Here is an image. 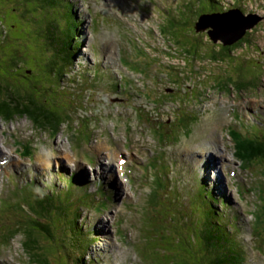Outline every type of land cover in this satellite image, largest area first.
Masks as SVG:
<instances>
[{"label":"rangeland","instance_id":"rangeland-1","mask_svg":"<svg viewBox=\"0 0 264 264\" xmlns=\"http://www.w3.org/2000/svg\"><path fill=\"white\" fill-rule=\"evenodd\" d=\"M44 2L2 1L3 14L8 18L1 15L9 25V37L4 42L0 39V82L4 78L17 82L23 94L21 100L31 101L49 116L38 119L30 113H19L8 118L0 114V198L16 207L19 194L29 195L25 183L29 185L31 180L37 194H42L35 199L21 197L19 206L24 209L17 207L19 216L13 213L7 218L8 203L0 207V259L10 264H34L24 248L27 237L18 234L9 241L8 230L19 224L24 229L35 225L38 214L32 208L37 209L41 199L56 209L49 202L55 203L60 192V198L68 197L61 219L68 216L73 220L80 214L77 225L81 230L77 233L73 221L63 226L65 229L61 226V235L64 232L68 237L64 247L59 240L51 244L41 236L39 250L45 251L52 264H60L61 259L65 263L67 253L60 256V250L66 247L84 254V264L93 258V264H214L212 260L220 255L218 252L231 258L227 254L231 249H235L233 264H237L236 256L239 264H264V162H251L253 155L245 162L238 160L227 132L236 129L256 137L255 133L263 129L259 124L264 122V0H223L218 6L222 9L235 2L233 6L242 8L244 13L241 12L248 16L243 23L253 21L251 15L260 17L247 29L246 44L233 48L230 54L219 51L220 62L207 56L216 53L221 44L205 41L210 38L208 30L197 33L194 29L193 34L199 36H190L191 21L209 9L207 0H191L188 5V0ZM59 9L67 11L63 23L71 22L70 34L80 47L64 75L60 61L51 70L48 47L39 38L49 17L63 21L57 14ZM186 20L187 24L182 25ZM200 37H204V43L197 48L194 40ZM19 64L29 65L23 66L26 71L22 74ZM123 74L127 79L122 81ZM11 82L1 84V98L10 97L5 91L14 90ZM240 110L246 114L257 111L249 121ZM163 135L166 137L160 141ZM28 144H32L34 152L31 157L23 153ZM108 148L116 154L109 153ZM196 151L199 159L195 161ZM121 155L132 168V180L130 184L122 183V187L114 175L119 183L115 190L123 194L117 202L95 191L102 176L105 185L110 183L105 171L110 166L117 167ZM155 155L164 165L154 162ZM6 158L10 164H2ZM203 162L206 166L212 162L211 167H216L210 174L216 173L220 191L214 195L228 200L233 207L209 219L204 190L201 196L198 188L201 182L209 184L210 179L206 175L210 167L199 165ZM156 168L160 171L154 175ZM159 175L175 185L180 198L183 191L194 213L187 204L178 210L180 202H186H179L176 191L167 187ZM155 176L156 183L162 182L160 188L170 190L167 195L166 190L157 188V193L154 189ZM69 177H74L77 189L75 183L69 184ZM211 184L219 190L216 182ZM241 184H251V192L244 194L241 190L238 196ZM13 185L23 188L14 192ZM49 189L55 193L53 201L48 202L42 197L52 195ZM226 190L251 208L249 213L262 237L257 248V237L247 227L250 216L241 215L240 207L244 205L238 206ZM162 194L170 202L175 199L171 207L177 215L189 216L192 221L183 223ZM77 199L84 204L82 207ZM34 200L37 204L31 205ZM160 201L167 205L168 214ZM205 241L214 252L207 253ZM134 250L138 257L133 255ZM221 257L228 260L223 254Z\"/></svg>","mask_w":264,"mask_h":264},{"label":"trees","instance_id":"trees-1","mask_svg":"<svg viewBox=\"0 0 264 264\" xmlns=\"http://www.w3.org/2000/svg\"><path fill=\"white\" fill-rule=\"evenodd\" d=\"M2 1L0 0V39L4 42L6 38L9 37V25H6L4 23V20L2 19V15L3 14V7H2ZM7 2H11L12 4L16 1V0H6ZM41 2H48L50 3L51 0H40ZM208 1V7L209 9L206 10L205 12H214V11H219V10H224L225 8H227L228 6L224 7L222 9H219L218 6L221 5V2H223V0H207ZM225 1V0H224ZM45 3V2H44ZM190 3V2H189ZM188 3V4H189ZM235 3V2H234ZM234 3L232 5H234ZM187 4V5H188ZM197 8H199L197 6ZM50 14V12H49ZM48 14V15H49ZM4 16V14H3ZM5 17V16H4ZM8 18L7 16L5 17V19ZM196 18L197 16H195V19L192 20L191 22L193 23V29H191L190 31H192V35L190 36H199L193 34L194 31V24L196 23ZM48 22V21H47ZM68 22V20H67ZM179 21L177 20V23ZM187 24V20L186 23H183L182 25H186ZM6 27V28H4ZM177 28V24L176 27ZM72 26H67L66 25L63 28H60L59 25L57 24V22L55 20H52L51 23L47 24V28H44L43 32H40V41H42L43 45H45V47H48V55L51 56V60L49 62V64L51 65V70L53 69L52 67L57 64V62L60 61L61 63V75L66 74L65 72V68L67 65H70L71 59H73L74 54H75V50L74 47H77V45L73 46V38L71 39V35L70 32L72 31ZM196 32V31H195ZM246 34L239 38L237 41L231 43V44H222L219 46V49L217 50L216 53H214L213 55L210 54L207 55L208 58L210 59H214L217 61H221L219 58H217V56H219L221 53H219V51H225V53H230L233 48H237V46L241 45L242 43H244L243 40H245L246 38ZM43 36V37H42ZM204 37H200L198 40H194V44L197 45V48L199 46H201L202 43H204L203 40ZM210 40L209 38H206L205 41ZM211 41V40H210ZM223 46V47H222ZM221 49V50H220ZM17 53H21L23 52L22 50L20 52L15 51ZM212 53V52H211ZM206 55V54H205ZM46 56V55H45ZM62 59V60H61ZM7 61H9V58H7ZM15 65V64H14ZM24 67H28L26 64H19V66H17L18 68H22L20 74L24 73L23 71H26V69H23ZM16 67V65H15ZM31 69V68H30ZM25 76H27L26 74H24ZM29 77V75L27 76ZM11 78H4L1 82H0V87H2V85H5L6 81H10ZM13 83L14 90H9V91H5L8 94V96H10L9 98L5 99V98H1L0 96V114L1 115H6L8 118H11L15 115H18L19 113H30L32 115H34L36 118L38 119H42V117H46L49 116V114L45 111L42 110V108L40 109V107H34V104L31 101L28 102H23L20 98L22 97V93L19 92L17 86V82ZM2 84V85H1ZM22 94V95H21ZM15 98L17 100H15ZM35 113L40 114L41 113V117H37ZM47 119V118H45ZM42 125V124H41ZM246 150H249L248 153H246ZM240 153L244 156V157H248V156H252L254 154H260L264 156V143L262 142H256V141H245L241 144L240 146ZM200 191H202V189L199 188ZM59 196H61L62 194L58 193ZM39 197V196H38ZM42 198H45L46 201H50L52 200L50 196H44ZM61 199V198H60ZM53 201V200H52ZM76 202H79V200H77ZM50 205H55L56 209H51L45 202H40V204L36 205L37 209L32 208V206L30 205V209L32 208L34 212H36L38 215L36 217L35 220V225H33L30 228H25L24 226H19L16 225L12 228H9V235H7V240H11L13 237H15L18 234H21L22 236L24 235L26 238L25 241H23L24 244V248L26 249L27 253L29 254V258L31 260L32 263L35 264H52L49 262V258L46 256L45 251L42 252L40 251V239L41 236L44 235L45 237H47L48 240H51L50 243L53 244L54 242H56L57 240H59L60 242H62V246L64 247V243L65 240L68 239V237L66 236V234H64V232H62L61 235V226L63 228V226H67V224H70L71 221H73L76 224V231L77 233L80 232L81 228L78 227L77 221L78 217H80V214H76L74 216V219L71 220L69 219L68 216H65L64 218L61 219V217H63V209L62 206H66V202L65 201H61L57 198V200L55 201V203H51L49 202ZM17 209V206L15 207V205H11V207L8 206V209H10L9 213H12L14 211V208ZM22 207V206H20ZM7 209V210H8ZM24 209V208H22ZM209 212V211H208ZM208 212L206 211V215L208 214ZM212 213H214L211 210ZM9 213L7 215H9ZM19 216V213L17 211L16 213ZM209 217H211L210 215L207 217L209 219ZM40 219V221H39ZM62 221V222H61ZM205 223V222H204ZM65 229V228H63ZM72 232L74 231V228L71 229ZM64 235V236H63ZM65 237V238H64ZM8 241V242H9ZM7 241H5L4 243L7 244ZM205 248L207 250V253H211L214 252L215 250L211 247L210 243L205 241ZM48 246V245H47ZM72 247H75V244H71ZM88 243L87 245L84 247L85 251L87 249ZM48 249H52V246H48ZM51 247V248H50ZM234 251L235 249H231L230 253H227L229 256L232 257V255H234ZM67 253V256H65V263L63 261V259H61L60 264H84V254L83 256L78 255L75 253V250L69 249L68 247H66L64 250H60V256L63 254ZM217 254H220L219 256H215L214 259L212 260V262H214V264H222L221 263V255L223 254L226 258H228L227 262L224 264H233V261H231L232 259L229 258L225 252H218ZM241 253L239 254L240 257ZM237 258V256H236ZM235 258V263H238V261ZM91 259L87 260L88 263H91ZM225 261V260H223ZM0 264H9L8 261L6 260H0Z\"/></svg>","mask_w":264,"mask_h":264},{"label":"water","instance_id":"water-1","mask_svg":"<svg viewBox=\"0 0 264 264\" xmlns=\"http://www.w3.org/2000/svg\"><path fill=\"white\" fill-rule=\"evenodd\" d=\"M253 21L243 23L245 16L241 10L233 9L226 13H203L195 24L197 31L209 29V35L214 42L221 41L223 44H231L243 37L248 28L252 27L259 16H250Z\"/></svg>","mask_w":264,"mask_h":264},{"label":"bare ground","instance_id":"bare-ground-1","mask_svg":"<svg viewBox=\"0 0 264 264\" xmlns=\"http://www.w3.org/2000/svg\"><path fill=\"white\" fill-rule=\"evenodd\" d=\"M223 47V46H222ZM241 47V46H240ZM232 50V49H231ZM240 53V52H239ZM213 55V54H212ZM211 56V55H210ZM111 62V61H110ZM112 63V62H111ZM193 70V69H192ZM238 84V83H237ZM197 152L198 151H196L195 152V156L197 157V158H195V161H196V159L198 160L199 159V155L197 154ZM207 157H210V155H208ZM201 160L202 161H206L205 159H202L201 158ZM212 162H209V164L206 166V165H204V162L202 163V164H199V165H203V166H206L205 168H209V167H211L212 165ZM48 170H49V172H50V169L48 168ZM202 170V169H201ZM93 173V172H92ZM101 175V174H100ZM113 175L114 174H112L111 176V179L113 180ZM102 176V175H101ZM101 178V177H100ZM100 178H98V179H100ZM95 179V178H94ZM99 181H101V182H99ZM103 181H105V179H104V177L102 176V178L100 179V180H98L97 182H96V186H98V188H99V190L101 191H103L104 190V187H105V184L103 183ZM114 182V181H113ZM103 183V184H102ZM215 187H217L218 188V186L216 185ZM200 189H203L202 187H199ZM229 195V194H228ZM230 196V195H229ZM78 200V199H77ZM77 204L80 206V207H82L84 204L82 203V202H77ZM111 242V241H110ZM0 260H2V259H0ZM10 264V263H9Z\"/></svg>","mask_w":264,"mask_h":264},{"label":"clouds","instance_id":"clouds-1","mask_svg":"<svg viewBox=\"0 0 264 264\" xmlns=\"http://www.w3.org/2000/svg\"><path fill=\"white\" fill-rule=\"evenodd\" d=\"M247 33V32H246ZM214 42V41H213ZM218 42H220L221 43V41H218ZM35 264V263H34Z\"/></svg>","mask_w":264,"mask_h":264}]
</instances>
